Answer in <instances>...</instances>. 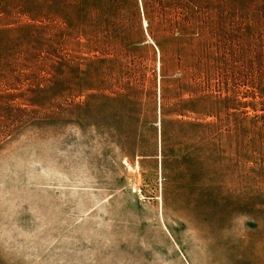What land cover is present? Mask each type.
Instances as JSON below:
<instances>
[{
	"label": "rangeland",
	"instance_id": "374dc122",
	"mask_svg": "<svg viewBox=\"0 0 264 264\" xmlns=\"http://www.w3.org/2000/svg\"><path fill=\"white\" fill-rule=\"evenodd\" d=\"M0 264H264V0H0Z\"/></svg>",
	"mask_w": 264,
	"mask_h": 264
},
{
	"label": "trees",
	"instance_id": "16d2710c",
	"mask_svg": "<svg viewBox=\"0 0 264 264\" xmlns=\"http://www.w3.org/2000/svg\"><path fill=\"white\" fill-rule=\"evenodd\" d=\"M159 53H160V90H161V110H162V135L163 133V121H164V110H163V99H165L167 85L172 84V76L176 69L179 66H183L185 73L182 75L180 79V83L178 84V88L180 89H191V93L194 92V88L197 85V73L194 72L196 70L195 63L193 62V54L190 46H185L184 43L179 41L178 37H175L172 41L169 42L168 47H163L162 45H157ZM212 74L210 76H206L203 79V82L207 83L208 89L211 92L204 96H208L211 99V104L209 106H205V116H212L214 120H208L205 122L206 127L208 129L212 128V131L215 132L220 122V114H221V75L218 66V59L212 58ZM207 62L204 61V65L206 66ZM119 66L125 68L123 75H126L128 78V84H130L131 74L137 72L138 64L135 57L127 60L124 64L123 61L118 63ZM205 80V81H204ZM212 81V82H210ZM193 89V90H192ZM203 89L204 85H203ZM193 101V100H190Z\"/></svg>",
	"mask_w": 264,
	"mask_h": 264
},
{
	"label": "bare ground",
	"instance_id": "6f19581e",
	"mask_svg": "<svg viewBox=\"0 0 264 264\" xmlns=\"http://www.w3.org/2000/svg\"><path fill=\"white\" fill-rule=\"evenodd\" d=\"M143 24H144V26H146V25H147V24H146V21H144Z\"/></svg>",
	"mask_w": 264,
	"mask_h": 264
}]
</instances>
